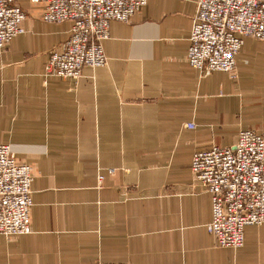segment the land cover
I'll return each mask as SVG.
<instances>
[{
  "label": "crops",
  "instance_id": "crops-1",
  "mask_svg": "<svg viewBox=\"0 0 264 264\" xmlns=\"http://www.w3.org/2000/svg\"><path fill=\"white\" fill-rule=\"evenodd\" d=\"M16 3L28 19L0 54V144L35 167L34 205L29 234L0 235V264H264V224L217 245L191 170L196 152L264 132V41L246 39L237 81L203 74L187 60L197 0H149L111 23L106 66L47 77L71 25Z\"/></svg>",
  "mask_w": 264,
  "mask_h": 264
},
{
  "label": "built area",
  "instance_id": "built-area-1",
  "mask_svg": "<svg viewBox=\"0 0 264 264\" xmlns=\"http://www.w3.org/2000/svg\"><path fill=\"white\" fill-rule=\"evenodd\" d=\"M47 23L69 22V40L55 48L47 77L78 80L84 68L107 65L104 43L113 21L129 22L149 0H32ZM26 13L16 0H0V54L25 33ZM248 38L264 41V0H197L188 63L203 74L236 78L237 56ZM194 125H187L193 128ZM195 181L212 201L209 233L219 247L240 249L249 226L264 224V132L244 130L230 148L194 154ZM35 167L0 144V235L32 231ZM103 180L104 177L100 176Z\"/></svg>",
  "mask_w": 264,
  "mask_h": 264
},
{
  "label": "rangeland",
  "instance_id": "rangeland-1",
  "mask_svg": "<svg viewBox=\"0 0 264 264\" xmlns=\"http://www.w3.org/2000/svg\"><path fill=\"white\" fill-rule=\"evenodd\" d=\"M23 10V9H22ZM25 13H26V15H27V19H28V14H27V12L25 11V10H23ZM42 11H43V8H42ZM43 13V12H42ZM27 19H26V21H27ZM42 19V18H41ZM25 21V22H26ZM229 77H230V75H229ZM230 79L231 80H234V81H237L238 80V68H237V71H236V78H234V77H230ZM73 80V79H72ZM79 80V79H78ZM190 125V124H189ZM112 172H114V170H112ZM104 177V176H103Z\"/></svg>",
  "mask_w": 264,
  "mask_h": 264
}]
</instances>
